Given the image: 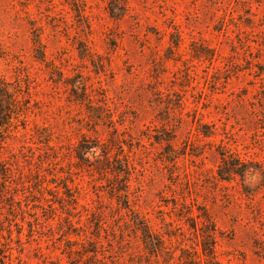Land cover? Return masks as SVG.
Segmentation results:
<instances>
[{
    "label": "rangeland",
    "instance_id": "374dc122",
    "mask_svg": "<svg viewBox=\"0 0 264 264\" xmlns=\"http://www.w3.org/2000/svg\"><path fill=\"white\" fill-rule=\"evenodd\" d=\"M0 84V264H264V0H0Z\"/></svg>",
    "mask_w": 264,
    "mask_h": 264
},
{
    "label": "trees",
    "instance_id": "16d2710c",
    "mask_svg": "<svg viewBox=\"0 0 264 264\" xmlns=\"http://www.w3.org/2000/svg\"><path fill=\"white\" fill-rule=\"evenodd\" d=\"M15 112L16 106L14 103L13 94L9 91L6 84H0V175H2L0 178V200L5 197L11 187L9 178L11 175H8L11 173L7 172V170H5V168L2 166L1 151L4 147L6 137H8L12 132V130L10 131L12 126L11 120ZM211 134L212 132H209V134L206 136ZM40 142H44L50 146V143H48L49 141L47 142L40 140ZM220 154L222 155V164L219 169V177L222 180L229 181L236 174H245V171L243 170L245 162L239 159L229 148L223 146ZM78 157L80 158V156ZM99 169L103 170L102 173L105 175H107V172L110 173L112 170L111 167H107V164L105 163H102V166H100ZM115 170L123 172L124 177L122 178L117 175V177H114V179L109 182L108 185L110 186L111 194L116 196L119 203L122 204V191L127 188L126 182H128L130 179L129 172L123 165L118 166V168H115ZM202 235L203 240L201 241V249L204 258L202 260H198L192 254V252H190L188 249L182 248V255L179 256V262H177V264H223V262L218 257L216 232L210 230L208 226H204Z\"/></svg>",
    "mask_w": 264,
    "mask_h": 264
}]
</instances>
